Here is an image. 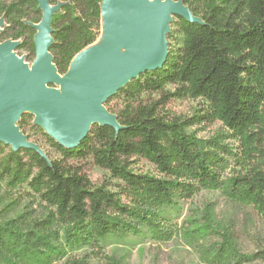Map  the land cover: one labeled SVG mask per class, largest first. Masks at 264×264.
<instances>
[{"label": "trees", "instance_id": "1", "mask_svg": "<svg viewBox=\"0 0 264 264\" xmlns=\"http://www.w3.org/2000/svg\"><path fill=\"white\" fill-rule=\"evenodd\" d=\"M174 1H182L202 23L174 17L163 67L140 75L108 100L105 107L122 129L95 125L77 149L67 151L26 113L17 123L20 131L33 142L25 132L30 123L62 159L46 151L44 158L34 149L13 151L0 143V264H54L73 251H99L108 238L125 241L143 234L159 244L182 235L203 264L264 263V251L241 253L230 228L213 225L212 209L183 227L173 224L167 212L200 192L221 191L229 201L250 205L264 217V0ZM49 2L60 6L52 18L50 53L64 76L75 57L100 38L103 0ZM41 19L37 0H0V43L20 42L17 49L29 52L34 62V26ZM176 35L181 40L177 48L172 44ZM168 86L176 88V96L203 100L207 110L185 120L161 116L159 107L173 96L164 92ZM158 93L163 102L146 97ZM116 98L123 99L124 108L114 113L108 107ZM215 122L228 134L201 141L188 132L195 124ZM228 139L240 144L241 157L225 144ZM87 158L123 185L131 205L105 188H93L82 170L68 163ZM135 158L154 166L161 177L136 174ZM231 159L242 170L224 179ZM4 184L26 187L51 210V219H31L17 202L8 204ZM56 224L65 227L62 236L51 232ZM72 264L92 262L85 255ZM107 264L125 263L112 259Z\"/></svg>", "mask_w": 264, "mask_h": 264}, {"label": "water", "instance_id": "2", "mask_svg": "<svg viewBox=\"0 0 264 264\" xmlns=\"http://www.w3.org/2000/svg\"><path fill=\"white\" fill-rule=\"evenodd\" d=\"M37 1L42 19L34 26L36 58L32 67H25L23 60L13 56L20 42L0 43V143L13 151L34 149L44 158L45 152L17 126L24 114H32L34 125L67 151L77 149L95 125L122 129L117 116L105 107L108 100L140 75L163 67L174 17L202 23L182 1L103 0L101 25L103 18L107 24L104 49L90 54L86 48L62 76L50 53L52 18L60 6H51L49 0ZM3 26L0 21V35Z\"/></svg>", "mask_w": 264, "mask_h": 264}, {"label": "rangeland", "instance_id": "3", "mask_svg": "<svg viewBox=\"0 0 264 264\" xmlns=\"http://www.w3.org/2000/svg\"><path fill=\"white\" fill-rule=\"evenodd\" d=\"M12 1V0H5ZM172 29H174L172 27ZM100 39V38H99ZM97 40V42L99 41ZM179 36L176 35V40L172 41L174 47H178L180 43ZM96 42V43H97ZM95 43V44H96ZM94 44V45H95ZM87 48L92 49L94 47ZM84 50L79 57L83 55ZM13 56L18 60H23L24 66L31 68L33 65V57L25 50L16 49ZM54 88L59 89L58 85ZM165 93H170L168 101H165L159 107L161 116L168 120L175 118L192 119L202 115L208 106L201 100L185 98L174 95L176 88L168 86L164 90ZM152 103L163 102L164 96L162 93L146 96ZM112 112L117 113L124 108L122 98L114 99L109 107ZM26 134L30 140L37 142L43 151L50 153L54 159H62L61 156L50 147L47 140L39 131H35L29 126L25 128ZM191 135L197 137L201 141H209L220 135L228 134L224 126L215 122L212 124H195L188 128ZM225 144L229 145L232 150L241 157L240 144L234 139L225 140ZM132 169L136 174L148 175L152 177H161L157 169L142 159H133ZM73 167L82 170V173L90 180L93 188H105L107 191L116 195L124 204L131 205L129 193L124 191L123 185L113 179L111 175L99 168L91 158L81 161H69ZM238 160L231 159L228 168L223 174L224 179L237 176L241 172ZM2 195L6 196L8 204L18 203L20 212H29L31 219L37 221H48L51 219V210L45 205L40 204L34 199L26 187L11 189L5 184L2 185ZM208 209L213 210L214 223L219 224L224 228H230L234 234V239L237 248L241 253L246 255H255L264 251V217L261 216L252 206L240 205L229 201L221 191H203L194 196L192 199L180 202L177 208L168 209V215L171 217L173 224L178 227H183V223L192 219H203L206 216ZM0 212L2 210L0 209ZM65 227L56 224L52 227V233H59L62 236ZM215 241L214 239H212ZM101 250L81 249L70 252L64 259L55 262L54 264H72L73 259L87 255L92 264H107L112 259L122 260L125 264H203L199 258V253L196 248L189 245L188 241L182 236H176L167 244H159L153 241L150 236L143 234L142 236H129L125 241H119L115 238H108L102 243ZM254 264H264L257 261Z\"/></svg>", "mask_w": 264, "mask_h": 264}, {"label": "bare ground", "instance_id": "4", "mask_svg": "<svg viewBox=\"0 0 264 264\" xmlns=\"http://www.w3.org/2000/svg\"><path fill=\"white\" fill-rule=\"evenodd\" d=\"M106 34H107V24H106V21L105 19L103 18L102 19V29H101V36H100V39L99 41L94 45V47L92 49H90V51H88V53L90 54H95L97 53L98 51L104 49L106 43H107V40H106ZM21 61V60H19Z\"/></svg>", "mask_w": 264, "mask_h": 264}]
</instances>
